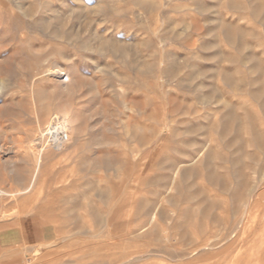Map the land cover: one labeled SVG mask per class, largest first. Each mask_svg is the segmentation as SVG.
<instances>
[{"label":"rangeland","instance_id":"1","mask_svg":"<svg viewBox=\"0 0 264 264\" xmlns=\"http://www.w3.org/2000/svg\"><path fill=\"white\" fill-rule=\"evenodd\" d=\"M261 12L0 0V264H264Z\"/></svg>","mask_w":264,"mask_h":264},{"label":"built area","instance_id":"2","mask_svg":"<svg viewBox=\"0 0 264 264\" xmlns=\"http://www.w3.org/2000/svg\"><path fill=\"white\" fill-rule=\"evenodd\" d=\"M37 143L45 144L54 149H61L70 143L67 124L58 118L53 119L39 135Z\"/></svg>","mask_w":264,"mask_h":264},{"label":"bare ground","instance_id":"3","mask_svg":"<svg viewBox=\"0 0 264 264\" xmlns=\"http://www.w3.org/2000/svg\"><path fill=\"white\" fill-rule=\"evenodd\" d=\"M137 1V0H136ZM142 1V0H141ZM146 2V1H145ZM147 2H148V0H147ZM140 4V3H139ZM236 4V3H235ZM150 5V4H149ZM237 5V4H236ZM258 5V4H257ZM138 6H140V5H138ZM237 6H239V5H237ZM237 6H236V8H237ZM258 6H260V5H258ZM257 7V6H256ZM146 8V7H145ZM157 8V7H156ZM258 8V7H257ZM259 10V9H258ZM257 12V11H256ZM263 12V11H262ZM261 12V13H262ZM254 13H255V11H254ZM262 15H263V13H262ZM262 19H263V21H264V15L262 16ZM229 29V28H228ZM233 29V28H232ZM86 44V43H85ZM105 45V44H104ZM120 45V44H119ZM125 46V45H124ZM119 47H121V46H119ZM126 47V46H125ZM98 48V47H97ZM116 48V47H115ZM122 48V47H121ZM120 48V49H121ZM119 49V48H118ZM123 49V48H122ZM85 50H86V48H85ZM98 50V49H97ZM100 50V49H99ZM101 50H102V48H101ZM105 50V49H104ZM126 50V49H125ZM107 51V50H106ZM117 51V50H116ZM90 52H92V50L90 51ZM100 52H102V51H100ZM110 52V51H109ZM120 52H121V50H120ZM128 52V51H127ZM120 54V53H119ZM121 55V54H120ZM50 70H52V69H50ZM1 72V71H0ZM46 73V72H45ZM45 73H44V76H45ZM2 74H3V70H2ZM46 75H48V76H52V77H55V78H57V79H60V77H62L63 76V74H62V72L60 71V70H58V69H56V71H48V73L46 74ZM176 75V74H175ZM2 76V75H1ZM1 76H0V78H1ZM3 77V76H2ZM5 77V76H4ZM46 77V76H45ZM59 77V78H58ZM6 78V77H5ZM2 79V78H1ZM3 80V79H2ZM1 84V83H0ZM4 84H6L5 82H4ZM3 85V84H2ZM2 89V88H1ZM63 115V114H62ZM62 115H60L59 113H55L54 115H52V117L50 118L51 120H53V119H56V118H58L59 120H62L64 123H67L66 122V118H64V116H62ZM65 116H66V114H64ZM69 116V115H68ZM80 120V119H79ZM81 121V120H80ZM48 122V121H47ZM71 124V123H70ZM73 124V123H72ZM48 125V124H47ZM74 125V124H73ZM41 127V126H40ZM67 127H68V125H67ZM71 129V128H70ZM69 129V127H68V131L70 130ZM83 129V128H82ZM43 131L44 130H41V133H43ZM71 131V130H70ZM69 131V132H70ZM40 133V134H41ZM71 133V132H70ZM39 134V135H40ZM39 135L37 136V139H39ZM37 139H36V141H37ZM71 140V139H70ZM46 146V145H45ZM48 147V146H47ZM43 149V148H42ZM38 169V168H37ZM34 177H35V175H34ZM211 177H212V175H211ZM214 177V176H213ZM4 195V192H2V191H0V197L1 196H3ZM14 214V213H13ZM9 216V215H8ZM11 217V216H10Z\"/></svg>","mask_w":264,"mask_h":264}]
</instances>
